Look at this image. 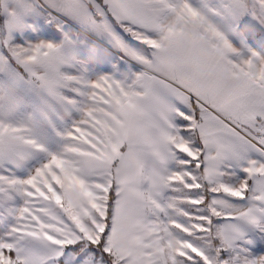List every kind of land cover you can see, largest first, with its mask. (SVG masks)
Masks as SVG:
<instances>
[{
    "label": "snow or ice",
    "instance_id": "6c2138e0",
    "mask_svg": "<svg viewBox=\"0 0 264 264\" xmlns=\"http://www.w3.org/2000/svg\"><path fill=\"white\" fill-rule=\"evenodd\" d=\"M0 264H264V0H0Z\"/></svg>",
    "mask_w": 264,
    "mask_h": 264
}]
</instances>
